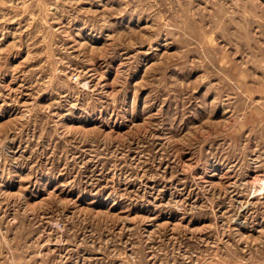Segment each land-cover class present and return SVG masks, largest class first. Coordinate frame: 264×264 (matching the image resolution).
Instances as JSON below:
<instances>
[{"label":"rangeland","instance_id":"rangeland-1","mask_svg":"<svg viewBox=\"0 0 264 264\" xmlns=\"http://www.w3.org/2000/svg\"><path fill=\"white\" fill-rule=\"evenodd\" d=\"M0 264H264V0H0Z\"/></svg>","mask_w":264,"mask_h":264}]
</instances>
